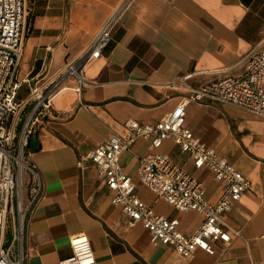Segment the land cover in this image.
Wrapping results in <instances>:
<instances>
[{"label":"crops","instance_id":"0c3cea01","mask_svg":"<svg viewBox=\"0 0 264 264\" xmlns=\"http://www.w3.org/2000/svg\"><path fill=\"white\" fill-rule=\"evenodd\" d=\"M25 2L28 25L17 77L27 83L18 89L20 103L76 59L120 10L110 44L84 69L87 84L80 94L74 91V80L65 79L51 101L52 112L39 119L28 138L30 159L44 189L27 217L24 264H57L70 255L68 240L75 234L89 239L94 264H264V120L229 105H186V127L250 183L221 218L232 238L228 244L215 243L214 256L195 251L183 257L150 242L146 230L130 225L111 204V193L88 160L98 145L122 132L126 120L153 124L171 111L182 96L166 86L171 80L185 76L186 85L196 88L239 75L244 56L264 46V0ZM152 150L148 141H135L130 152L120 155L123 171L154 214L176 219L178 230L191 234L201 217L174 209L137 180L138 157ZM157 151L197 179L209 202L217 201L221 184L209 170L194 169L170 141ZM22 195L25 201L26 192Z\"/></svg>","mask_w":264,"mask_h":264},{"label":"built area","instance_id":"2783aa9c","mask_svg":"<svg viewBox=\"0 0 264 264\" xmlns=\"http://www.w3.org/2000/svg\"><path fill=\"white\" fill-rule=\"evenodd\" d=\"M119 10L102 24L76 59L66 63L45 87L30 90L29 99L20 103L16 102L18 89L21 83H27L17 77L25 36L26 2L0 0V264H24L27 217L43 195V180L30 159L28 138L39 119L52 112L51 101L62 89L65 79L72 78L74 91L80 94L87 84L84 69L110 44ZM185 80L184 76L167 83L168 88L179 91L182 96L165 116L153 124L126 120L122 132L112 134L107 142L98 145L88 160L111 193V204L128 217L130 225L139 224L146 230L150 242L170 247L183 257L195 251L214 256L215 243L228 244L232 238L221 218L249 189L250 183L186 127L185 108L188 103L223 104L264 120V46L258 45L244 56L242 71L237 76H224L196 88L188 87ZM29 105L28 112L22 114ZM137 140L148 141L153 149L138 157V182L174 209L198 214L201 222L191 234L180 232L176 219L154 214L138 198L135 183L119 161L120 155L130 152ZM165 141L186 154L194 169L205 168L211 172L213 180L221 184L217 201L209 202L197 179L167 154L157 151ZM68 244L70 255L57 264H94L86 235H72Z\"/></svg>","mask_w":264,"mask_h":264},{"label":"rangeland","instance_id":"374dc122","mask_svg":"<svg viewBox=\"0 0 264 264\" xmlns=\"http://www.w3.org/2000/svg\"><path fill=\"white\" fill-rule=\"evenodd\" d=\"M26 12H27V9H26ZM25 23H26V26H27L28 25V15L27 14H26V22ZM120 163H121V161H120ZM134 172H135V170L132 171V173H134ZM157 208H159L158 205L155 206V209H157ZM8 240H9V237H6V241H8Z\"/></svg>","mask_w":264,"mask_h":264}]
</instances>
